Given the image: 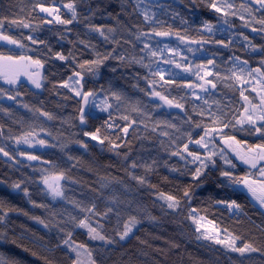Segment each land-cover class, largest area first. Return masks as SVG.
Masks as SVG:
<instances>
[{
	"label": "trees",
	"instance_id": "16d2710c",
	"mask_svg": "<svg viewBox=\"0 0 264 264\" xmlns=\"http://www.w3.org/2000/svg\"><path fill=\"white\" fill-rule=\"evenodd\" d=\"M100 2L88 0L93 9ZM70 3L76 9L75 19L72 9L66 7ZM41 4L55 11L51 16L44 15L38 7ZM157 4L167 7L159 12ZM212 4L221 11L217 12ZM102 7L112 16L97 13L89 17L82 0H0L3 34L22 47L13 51L0 44V55L31 57V61H40L42 69L38 90L24 82L11 87L0 79V147L9 154L0 153V254L6 261L18 264H76V248L89 252L94 264H264V212L240 190L243 183L225 184L227 178L220 175L228 170L243 181L258 173L240 168L223 148L226 135L234 136L232 141L253 154H264V137L251 132L247 124L235 123L254 108L259 112L264 106V26L259 23L264 14L249 0L153 2L152 10L163 22L158 30L172 32L171 40H155L178 48L192 66L191 71L184 72L174 64L162 65L179 73L174 83H166L167 73L161 81L131 62V58L139 57L141 45L129 29L150 32L151 25L131 11L117 20V0H103ZM249 7L253 9L251 13L247 11ZM226 12L229 15L225 16ZM57 16L73 22L63 24ZM224 19L230 22L228 32L210 35L203 27L211 23L221 28ZM13 20L17 23H11ZM90 25L115 28V39L105 41L90 30ZM177 33L208 43L193 55L180 44ZM218 40H224L228 47L213 42ZM213 54L215 66L208 65L203 70L213 72L205 79L213 80L216 88L196 99L194 91L200 81L196 66L206 64ZM105 56L107 59L99 67L92 63ZM233 56L247 61L243 73L236 69V75H243L241 80L232 76ZM217 73L220 79H214ZM152 90L184 107L165 109L153 99ZM76 91H91L96 100L102 101L96 111L89 112L88 108L84 124L80 122L83 100ZM205 97L213 110L217 109L213 103L216 101L220 109L228 112L232 121L228 128L211 125L209 117L200 115L207 107L203 105ZM213 126L222 133H210L205 142L211 140L209 148L217 150L213 157L216 163L204 169L198 180L193 179L199 162H191L183 145L187 143L189 152L203 157L208 149L189 143V136L195 141L204 135V128ZM124 128L128 131L124 132ZM85 132L95 134L97 139L85 136ZM32 135L41 136L45 149L26 152L14 148L15 141ZM177 152L180 155L173 154ZM29 155L38 159L29 160ZM225 158L231 163L226 164ZM55 177L64 180V199L59 202L51 201L40 184ZM15 184L20 188H14ZM167 196L175 197L179 207L167 209ZM233 200L240 209L227 207ZM130 217L138 223L128 237L120 240L119 234ZM82 219L105 240L93 239L96 233L79 226ZM205 224L215 229L218 238L234 239L236 247L251 244L259 251L241 254L222 244L197 239V227L212 235ZM165 229L173 231L177 238L164 233ZM66 239L69 244L64 243Z\"/></svg>",
	"mask_w": 264,
	"mask_h": 264
},
{
	"label": "snow or ice",
	"instance_id": "6c2138e0",
	"mask_svg": "<svg viewBox=\"0 0 264 264\" xmlns=\"http://www.w3.org/2000/svg\"><path fill=\"white\" fill-rule=\"evenodd\" d=\"M82 2L86 5V13L89 17H94L97 15V13H99L100 15H108L110 17L112 16V13L108 12L106 7H102L103 0H101V2L99 4H97L95 9H93L91 7V5L88 3V0H82ZM117 3L120 6V12L115 17L117 20L119 19V15L125 14L128 11H131L132 13L139 14V15L143 16V20H144L145 24L151 25V31L150 32H145V31L140 30V29H137L136 32H132L131 29H129V33L138 42V44L141 45V47L139 49V53H140L139 57L138 58L137 57L131 58L132 63H136V64L141 65L143 68H145L147 70L149 75H151L152 77L158 76L161 81H164L165 73H167L169 76V79H168V81H166V83H174L175 77L177 75H179V73H176L170 67L165 68L162 65H173L174 64L176 69H182L184 72H189L192 70V66L187 63L188 57L186 55H182L181 52L178 50V48L171 47L168 42L161 41V40H155V37H170L172 35V32L170 30H158V28L162 26L163 22L160 19H158V12L152 10L153 0H117ZM253 3L258 6L257 10H259L262 14H264V0H249V4H253ZM38 7L40 8L41 12L51 13L52 11H55V9L46 8L42 4L38 5ZM66 7L72 9V16H73V19H75L76 18V9H75L74 5L70 3V4L66 5ZM156 7L159 10V12H163L167 6L157 4ZM212 7L215 8V10L217 12L221 11V9L216 7L215 4H212ZM228 7L231 8V5H228ZM252 10H253L252 7H249L247 9V11L249 13H251ZM177 15H178V13H177ZM227 15H229V13L226 12L225 16H227ZM232 15H235V13H232ZM56 19L60 20V17L57 16ZM240 19L243 20L244 17L241 16ZM60 22L63 24H71L73 22V20L72 19L60 20ZM11 23L16 24L17 22L15 20H13ZM259 23L262 26H264V19L260 20ZM229 26H230V22L227 19L222 20L221 28H217L216 25L211 24V23H205L203 25L206 32L210 35H215L216 31L228 32L230 30ZM3 27H4L3 20L0 19V40L8 41L11 44H18L19 42L17 40L12 39L10 36L3 34V31H2ZM23 27H29V25L23 24ZM90 30L94 33H98L101 37L104 38L105 41H108L110 38L113 40L115 39V36H114V33L116 32L115 28H112V27L105 28L104 26L90 25ZM253 31H256V29H253ZM262 31H264V28H262ZM176 36H177L179 41H187V45L196 44V45L200 46L196 49H193L192 47L186 45V51L188 53H192L193 55L195 54L196 51H202L203 45L205 43H208V41H204V40H189L186 36H181L179 33H177ZM28 39L32 40V37L29 36ZM244 39L247 40L248 38L244 37ZM153 41H155V42L153 43ZM35 42L36 41L33 40V43H35ZM213 42L220 44V45H223L224 47H228V44L232 43L231 39H229L228 44H225L224 40H218V41H213ZM253 51H255V49H253ZM169 53H174V55H168ZM57 55L59 56V58L61 60L65 59V57L62 54H57ZM177 57H179L180 62H177ZM14 59L15 58L12 56L0 55V60L14 61ZM18 59L24 60L25 57H19ZM28 59H31V57H28ZM104 59H107V56H105L103 58L98 57L95 61H92V63L95 64L97 67H99V65L103 63ZM121 59L123 60L124 57H121ZM33 63L39 64L40 61L35 60V61H33ZM230 63L233 66L232 76L235 77L236 80L243 79V75H236V69L238 68L240 70V72L243 73L244 69L247 67V61L246 60L240 61L239 57L233 56L231 58ZM215 64H216V54H213V56L207 60L206 64L196 66V68H197L196 74L199 75L200 69L206 68L208 65L215 66ZM11 67H12V65H0V71L4 70L6 68H11ZM76 75L79 76V73H76ZM209 76H213V72L205 71L203 75H199V79L203 80L204 84L211 86V88H207V87H204V85H199V87L202 89V92L205 94H210L211 89L216 88V83H214L213 80L205 79V77H209ZM5 78L7 79V82L10 85L14 84L16 82L15 78H8L7 73H5ZM214 79H220L219 73H217V75L214 77ZM33 83L35 84L36 88L41 87V84L38 80H33ZM153 83H155L154 80H153ZM187 87L191 88L192 85H187ZM0 91H2V89H0ZM151 94L155 95V96H160V93L156 92L155 90H152ZM76 95L81 96L82 100L85 104H87L89 102V97H93V103L95 105L96 97L94 96L93 92L88 91V92H84L82 94L81 91H76ZM113 95L116 96L117 100L120 99V97L117 96L115 93H113ZM241 95H243V92H241ZM8 98L9 99H15V97H13V96H9ZM160 98L163 99L169 106H174L175 108H179V109H182L184 107V105L182 103H179V102L174 103V101L168 99L167 96H160ZM196 99H201V96L197 95ZM244 99L247 100V97H244ZM213 103L217 104L216 110L212 109V105L209 104L207 97H205L203 99V105H206L207 107L202 108L200 115L209 117L211 125L220 124L223 126V128H228L230 126V124L232 123V121L228 119V112L220 109L218 106V102L213 101ZM245 112H248L247 108L245 109ZM44 115L48 116L49 119L52 118L51 115L48 113H44ZM125 119H127V117H125ZM190 119L191 118L188 117L189 121H190ZM80 122H81V124L86 123V118H85L83 109H81ZM133 122H135V121H133ZM235 123L236 124H247L250 126L249 130L251 132L259 134L262 137H264V106H261L259 112H257L254 108L251 113H249L247 116H245L242 120H238ZM195 126L196 127H202V125H200V124H196ZM172 127H175V125H172ZM203 130H204V135L200 136V138L195 140V141H192L191 137L189 136V143L194 142L196 145H200L203 148L208 149L207 153L203 157H201V155H199L197 153L189 152L187 143H185L183 145L184 152H187L188 156L192 158L191 162H193V163H195L197 161L199 162L198 166L194 170L193 179H196V180H198L204 174L203 173L204 169H207L210 166H214L216 163V161L213 159V157L218 154L217 150L214 147L209 148V144L212 143V141L209 140L206 143L205 142L206 138H208L210 136V133H214V134H221L222 133V129H220L218 131L217 128L214 126L211 127L210 129L204 128ZM241 130H243V129H241ZM97 131H99V130H97ZM123 131L127 132L128 129L124 128ZM164 134L167 135V133H164ZM84 135L85 136H91V138L93 140L97 139V136L93 133H90V132H85ZM224 138H225V142H227L229 140H235L234 136H227L226 135ZM24 142L27 143V140L25 139ZM40 143L43 144L44 141L41 140ZM101 143H103V141H101ZM237 143H239V142L237 141ZM83 147L86 148L87 145L85 144V145H83ZM257 147H262V146L257 145ZM0 153H3L5 156L9 155L8 152H5L4 148H2V147H0ZM173 154L174 155H180V153H178V152L173 153ZM21 155H23V153H21ZM221 155H222V153H221ZM27 159L36 160V159H38V157L35 155H29L27 157ZM241 159H243L245 163H249V161L247 159H245V157L242 156ZM260 159H264V155H262L260 157ZM225 163L230 164L231 161H229L225 158ZM252 166L255 167V163H253ZM132 167L135 168L136 165L133 164ZM233 167H234V165H233ZM261 172H262V175H264V169H262ZM220 175L222 177L227 178L226 181L224 182L225 184H227L228 181H230L232 185H239V184L243 183L244 185L248 186L249 191H251V192H253V194H255V189L251 187V184L249 183L248 180H246V179L243 181L237 180L232 176L231 171H228V170L221 171ZM136 179H140L141 183L144 182L142 178H136ZM44 183L47 185L48 194L51 195L53 198L63 197L64 193L61 191L59 185L50 184V183H48L47 180H45ZM13 187L19 189L20 185L15 184V185H13ZM25 193L27 194L26 190H25ZM184 196L188 197L189 193L187 191H185ZM165 199H166L167 209H176L179 207V201L175 197L167 196ZM257 200H259L260 206L262 208H264V196H258ZM223 203H226V202H223ZM227 207L237 209V210L240 209V205L238 203H236V201H234V200L231 201V203H228ZM111 210L112 209H109V211H111ZM89 211H91V210H89ZM40 223L43 224L44 221L41 220ZM137 223H138V221L136 220L135 217H130L129 220L123 225L122 233L119 234L120 240H124L126 237H128L129 234L133 231V228L136 226ZM79 226L88 228L90 233H96L95 228H92L87 223L86 219L80 220ZM45 227H47V225H45ZM195 231L200 233L199 236L197 237V239H205V240L212 241L215 244H222L226 248L230 249L231 251L239 252L241 254H243L245 252L259 251V249L254 248V247H252L251 244H247V243L244 244L242 247H236L234 239H231V240L220 239L217 236L208 235V234H206V232H201L199 227H197L195 229ZM69 236H70V234H69ZM92 238L93 239H99V240H105V237L100 235L99 233H96ZM64 243L69 244V240L68 239L64 240ZM108 243H113V241L108 240ZM69 246H71V245H69ZM0 264H18V262L6 261L3 257V255L0 254Z\"/></svg>",
	"mask_w": 264,
	"mask_h": 264
},
{
	"label": "rangeland",
	"instance_id": "374dc122",
	"mask_svg": "<svg viewBox=\"0 0 264 264\" xmlns=\"http://www.w3.org/2000/svg\"><path fill=\"white\" fill-rule=\"evenodd\" d=\"M156 1H159V0H153V2H156ZM41 13L47 16L52 15V12L51 13L41 12ZM171 39H172L171 37L162 38V40H171ZM0 44L12 49L13 51L22 50V47L19 43L11 44L8 41L0 40ZM180 44L186 46L187 41H182V43ZM187 46H190L193 49H196L197 47H199V45H196V44H191ZM168 55H174V53H169ZM0 65H12L11 68H6L0 71V79L6 85L15 87L16 85H19L20 83L24 82L30 85L33 89H36V90L40 89V88H36L35 84L33 83V80H38L40 84L42 83V69L39 64H35L33 63V61L27 58H25L24 60H19L18 58H15L14 61L0 60ZM199 72H200V75H203L205 71L203 69H200ZM5 73H7L8 78H15L16 82L11 85L8 84L7 79L5 78ZM197 85H198V88H196L197 90L194 91V97L196 98L197 95H200L202 98L204 93L202 92V89L199 87V85H204V87H207V88L209 87L206 84H204L203 80H200ZM153 99L159 101L165 109L179 110V108H175L174 106H169L163 99L160 98V96L153 95ZM101 102H102L101 99L95 100V105H94L93 100H91L89 102L90 103L89 112L96 111L98 109L97 104ZM40 137H41L40 135H32L27 138H23V139L15 141L13 143V146L16 150H22L26 152L28 151L30 152L34 150H43L45 149V147L43 146V144L40 143L41 141ZM25 139L27 140V143L24 142ZM222 146L225 150L229 152L231 157L237 162L242 160L241 159L242 156L247 157L253 154L251 151H248L246 148H244L243 146H240L238 143L232 140H229L227 142L223 141ZM255 152H257L256 154H262L261 152H258V151H255ZM45 180H47L48 183L50 184L59 185L63 193H64L63 191V188H64L63 181L64 180L60 177H55V178L44 179L40 183L41 186L44 188L45 193L47 194V196L49 197L51 201L53 202L62 201L64 199V195L63 197L53 198L51 195L48 194L47 185L44 183ZM246 180H248L249 183L251 184V187L255 189V194L249 191L248 186L244 184L240 186V190L250 199V201L254 205H256L259 209H261L264 212V208L260 206V202L259 200H257L258 196H264V175H262V172L259 171L255 175L249 176ZM204 228L210 234H212L213 236H216L217 233L215 232V229L211 225L205 224ZM163 232L171 237L177 238L175 233L169 229H165L163 230ZM79 249L80 248H76L75 250H73V254H74L73 256L76 258V264H94L90 253L83 251V250H79Z\"/></svg>",
	"mask_w": 264,
	"mask_h": 264
},
{
	"label": "water",
	"instance_id": "95a60500",
	"mask_svg": "<svg viewBox=\"0 0 264 264\" xmlns=\"http://www.w3.org/2000/svg\"><path fill=\"white\" fill-rule=\"evenodd\" d=\"M92 97H89V101L91 100ZM89 108V102L87 104H85L83 102V111L84 114L87 112ZM264 155V154H253L250 155L248 157H246L245 159H247L249 161V163H245L244 160H240L238 162V165L240 166V168L249 171V172H257L259 171L261 168H264V159H260V157ZM253 163H255V167H253Z\"/></svg>",
	"mask_w": 264,
	"mask_h": 264
}]
</instances>
